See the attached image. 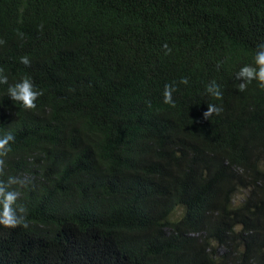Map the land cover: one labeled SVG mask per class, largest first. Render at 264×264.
I'll return each instance as SVG.
<instances>
[{
    "label": "trees",
    "instance_id": "trees-1",
    "mask_svg": "<svg viewBox=\"0 0 264 264\" xmlns=\"http://www.w3.org/2000/svg\"><path fill=\"white\" fill-rule=\"evenodd\" d=\"M0 41V264H264V0H0Z\"/></svg>",
    "mask_w": 264,
    "mask_h": 264
},
{
    "label": "clouds",
    "instance_id": "clouds-1",
    "mask_svg": "<svg viewBox=\"0 0 264 264\" xmlns=\"http://www.w3.org/2000/svg\"><path fill=\"white\" fill-rule=\"evenodd\" d=\"M42 27V25L40 26ZM0 43H4L0 41ZM163 47L167 52L171 49L165 44ZM259 51L255 55V65H244L240 68L236 74V78L242 80L239 84V91H244L247 87V83L252 80H257L259 86L264 88V44L259 46ZM20 62L24 65H29L30 61L27 56L20 57ZM3 70L0 69V73ZM8 82L7 76L0 74V84H6ZM180 83L187 84V78H182ZM176 90L174 85L166 84L163 91L164 103L174 106L172 99V93ZM206 91L215 97L216 99L222 98V93L219 90V86L213 81L207 86ZM41 91L34 90L31 80L24 77L20 82L10 85L8 88V95L13 101H19L25 109H34L36 107L35 101L38 96L42 95ZM222 109L214 104H208L207 110L203 113V117L208 119L214 113L219 114ZM14 141V136L11 133L4 135L0 138V175L3 174L5 161L2 157H5L10 149V142ZM26 182L18 178L9 177L7 183L0 181V225L7 228H15L17 226L28 227V223L25 219L26 208L23 205L13 207L16 204L19 193L17 191L9 190L11 185L20 184L24 185ZM8 189V190H6Z\"/></svg>",
    "mask_w": 264,
    "mask_h": 264
},
{
    "label": "rangeland",
    "instance_id": "rangeland-1",
    "mask_svg": "<svg viewBox=\"0 0 264 264\" xmlns=\"http://www.w3.org/2000/svg\"><path fill=\"white\" fill-rule=\"evenodd\" d=\"M178 210H179V207H177V208L175 209V212H177ZM175 212H174V213H175Z\"/></svg>",
    "mask_w": 264,
    "mask_h": 264
}]
</instances>
